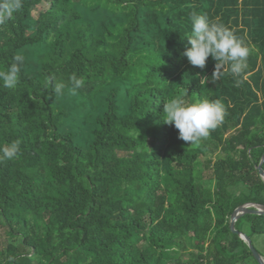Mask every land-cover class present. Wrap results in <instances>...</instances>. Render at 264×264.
<instances>
[{
    "label": "trees",
    "instance_id": "obj_1",
    "mask_svg": "<svg viewBox=\"0 0 264 264\" xmlns=\"http://www.w3.org/2000/svg\"><path fill=\"white\" fill-rule=\"evenodd\" d=\"M194 14L249 47L239 76L229 64L214 78L211 57L188 62ZM13 63L0 146L20 152L0 159V227L19 245L0 238V264H257L229 217L264 206V0H23L0 27V69ZM72 74L85 80L75 94ZM184 89L189 103L226 108L199 143L162 119ZM235 229L264 236V216Z\"/></svg>",
    "mask_w": 264,
    "mask_h": 264
},
{
    "label": "clouds",
    "instance_id": "obj_2",
    "mask_svg": "<svg viewBox=\"0 0 264 264\" xmlns=\"http://www.w3.org/2000/svg\"><path fill=\"white\" fill-rule=\"evenodd\" d=\"M23 0H0V27L8 24L22 10ZM191 35L187 38L190 47L183 55L192 66L203 69L209 57L216 61V70L212 73L219 78L220 69L230 64L232 74L239 76L247 67L250 55L249 47L242 38L236 36L219 19H210L206 14H194L190 17ZM21 61L20 56L15 57ZM21 68L18 63L11 64L6 70L0 69V82L4 88L12 89L19 83ZM71 91L75 94L84 87L83 77L72 74L69 77ZM64 85L57 83L54 91L63 95ZM185 89L170 97L163 105V122L178 130V138L189 144L199 143L209 136L210 130L220 126L226 116V108L220 100H202L189 103ZM20 141L0 146V159L9 161L18 157Z\"/></svg>",
    "mask_w": 264,
    "mask_h": 264
},
{
    "label": "water",
    "instance_id": "obj_3",
    "mask_svg": "<svg viewBox=\"0 0 264 264\" xmlns=\"http://www.w3.org/2000/svg\"><path fill=\"white\" fill-rule=\"evenodd\" d=\"M263 164H264V153L259 163L255 166L258 176L260 177L261 181L264 183V169L262 167ZM251 205L257 206V207L253 208ZM247 214L264 216V206L259 205V204H254V203H247V204H243L237 207L229 217V228L232 233L238 235L239 238H241V240L248 246L257 264H264V258L254 246L252 239L248 237L246 234L239 232L238 230L235 229L236 221L242 216L247 215Z\"/></svg>",
    "mask_w": 264,
    "mask_h": 264
},
{
    "label": "rangeland",
    "instance_id": "obj_4",
    "mask_svg": "<svg viewBox=\"0 0 264 264\" xmlns=\"http://www.w3.org/2000/svg\"><path fill=\"white\" fill-rule=\"evenodd\" d=\"M49 5H50L49 2L43 1L41 4H39L37 6V9L34 10L33 14L35 16H38L41 12L46 11V9L49 7ZM204 177L205 178L209 177V173L207 171L205 172ZM0 238H1L2 242H3V244H2L3 247H5L6 243H8V242H13V243L19 245V239L17 241L16 240L13 241L10 238V236L8 235L7 228H5V227H0ZM252 241H253L254 246L258 250V252L264 258V236L263 235H261V236L260 235H254L252 237ZM4 242H6V243H4Z\"/></svg>",
    "mask_w": 264,
    "mask_h": 264
},
{
    "label": "bare ground",
    "instance_id": "obj_5",
    "mask_svg": "<svg viewBox=\"0 0 264 264\" xmlns=\"http://www.w3.org/2000/svg\"><path fill=\"white\" fill-rule=\"evenodd\" d=\"M253 208H255V207H257V206H253V205H251Z\"/></svg>",
    "mask_w": 264,
    "mask_h": 264
}]
</instances>
